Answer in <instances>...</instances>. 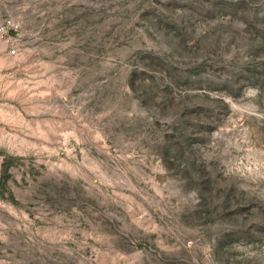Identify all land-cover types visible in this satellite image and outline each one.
I'll return each mask as SVG.
<instances>
[{"label": "rangeland", "instance_id": "1", "mask_svg": "<svg viewBox=\"0 0 264 264\" xmlns=\"http://www.w3.org/2000/svg\"><path fill=\"white\" fill-rule=\"evenodd\" d=\"M0 26V264H264V0Z\"/></svg>", "mask_w": 264, "mask_h": 264}, {"label": "built area", "instance_id": "2", "mask_svg": "<svg viewBox=\"0 0 264 264\" xmlns=\"http://www.w3.org/2000/svg\"><path fill=\"white\" fill-rule=\"evenodd\" d=\"M12 21L11 20H9V22L8 23H11ZM0 32L1 33H5V32H7V30H6V26H0ZM15 49H12V52L13 53H15Z\"/></svg>", "mask_w": 264, "mask_h": 264}]
</instances>
